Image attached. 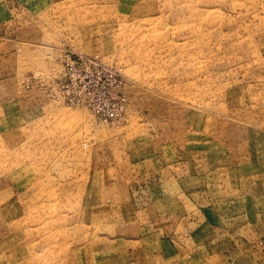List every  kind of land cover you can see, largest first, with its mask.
Here are the masks:
<instances>
[{
    "label": "rangeland",
    "instance_id": "obj_1",
    "mask_svg": "<svg viewBox=\"0 0 264 264\" xmlns=\"http://www.w3.org/2000/svg\"><path fill=\"white\" fill-rule=\"evenodd\" d=\"M23 5L31 9L18 14L22 26L0 28V264L146 263L152 239L137 229L177 226L155 220L159 179L170 180L179 232L213 236L242 207L248 243L263 248L264 0ZM68 51L116 68L122 119L103 122L52 97ZM245 146L253 162L260 155L257 173L242 176L235 195L225 184L240 185Z\"/></svg>",
    "mask_w": 264,
    "mask_h": 264
},
{
    "label": "crops",
    "instance_id": "obj_2",
    "mask_svg": "<svg viewBox=\"0 0 264 264\" xmlns=\"http://www.w3.org/2000/svg\"><path fill=\"white\" fill-rule=\"evenodd\" d=\"M33 0H0V28H4V30L7 31L8 25H15V27H21L22 23L24 22H18L17 16L18 14H24L28 12L31 7H28L26 3H29ZM50 3H52V0H48ZM13 14L16 16L13 17ZM16 18V19H15ZM14 23H11L14 21ZM11 27V26H10ZM86 55V54H85ZM91 57H96L95 55H88ZM99 59V58H98ZM100 60V59H99ZM242 153V157H245V166L242 169L239 165L237 171L240 176V185L233 184L227 180L225 184V188L229 187L230 191L233 192L235 195H237L236 190L239 189H245L246 185L243 183V186L241 185L242 182V176H248L249 170L252 173H257L255 169L253 168V164H255L259 160V153L256 152L255 158L256 161L253 162L249 159L248 156V150L242 149L240 151ZM237 156V155H236ZM241 156V155H240ZM248 159H247V158ZM251 161V163L249 162ZM156 164H154V167L156 168ZM158 171V170H157ZM163 171V167L161 166L159 172L161 173ZM170 180L165 181L164 179H159L158 186L160 188L161 193L159 194V197H156L155 195V203L153 204L155 208L159 211V218L155 219L160 222H167L169 221L168 216H170L171 221L175 220L177 223L176 230L171 228V232L167 233V231H162V228L160 230L152 228V225H144L142 227H139L137 230L139 234H141L139 237L142 239L143 242L148 241L149 239H152L149 243L151 245L145 246L144 248V254H149L151 257L145 258V262L143 264H218V263H226V264H259V261L257 260V256L262 257L264 256V246L261 248V246L257 243H248V239H251V235L248 233V230H246V214L247 209L245 208L244 211H242V207H240L239 213L235 214L234 216L230 217L229 219H225L224 223H229L226 227H224L221 230H216L214 228L213 230V236L207 230V232L204 233L202 236H198V231L194 229H188L186 233H182L181 231H178V227L181 226L180 224L183 222V219L180 215L181 211L177 207V201H174L172 203H169L171 199H168L170 194L167 192L171 187H167L168 182ZM155 182H150L145 184V188H148L149 190H154L157 185L154 184ZM259 186L257 183L256 188ZM263 184H261V187ZM244 187V188H243ZM176 187H174L175 189ZM247 189V188H246ZM253 190V189H252ZM238 191V190H237ZM176 199L180 196L176 194ZM154 196V195H152ZM233 197V196H232ZM241 199L248 198V192L247 194H243L240 192ZM258 197V196H256ZM158 198V199H157ZM157 200V201H156ZM221 200V198H219ZM182 206H192V203L185 202V200L181 199ZM242 203V202H241ZM176 204V205H174ZM144 205H148V203L144 202ZM152 205V206H153ZM175 207V211L174 208ZM150 209V208H149ZM146 211V210H145ZM145 211H142L144 214L142 216V213L139 215L140 218H142V221H146L147 217L145 216ZM149 218L153 220V215H150L152 213L151 209L148 210ZM253 211L251 210L250 213ZM155 215V214H154ZM155 217H157L155 215ZM130 218V217H129ZM255 221L261 229H264V218L257 217L255 218ZM139 220L136 221V218L133 217V223L134 228L138 227L135 223L139 224ZM215 223V221H213ZM215 226V225H213ZM262 233V231H261ZM264 235V234H263ZM119 236V235H118ZM206 237L208 240L206 241L207 246H204L200 243V240ZM138 237L133 234V236L130 238V244L136 243L138 241ZM160 238V239H159ZM158 239V240H157ZM247 239V240H246ZM204 243L205 241L202 240ZM202 243V242H201ZM198 244V245H197ZM264 245V241L263 244ZM131 246V245H130ZM192 247V248H191ZM159 249V251H157ZM128 251V250H127ZM126 251V252H127ZM124 251V254L126 253ZM186 258L189 260L188 263H186ZM136 257L133 259V262H130L129 264H136Z\"/></svg>",
    "mask_w": 264,
    "mask_h": 264
},
{
    "label": "built area",
    "instance_id": "obj_3",
    "mask_svg": "<svg viewBox=\"0 0 264 264\" xmlns=\"http://www.w3.org/2000/svg\"><path fill=\"white\" fill-rule=\"evenodd\" d=\"M123 89L124 80L116 68L96 57L68 51L54 78L51 95L65 105L92 111L103 122H115L125 112Z\"/></svg>",
    "mask_w": 264,
    "mask_h": 264
}]
</instances>
